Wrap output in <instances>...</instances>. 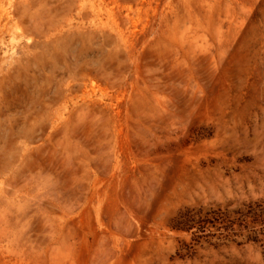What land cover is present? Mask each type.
Returning a JSON list of instances; mask_svg holds the SVG:
<instances>
[{
  "label": "rangeland",
  "instance_id": "1",
  "mask_svg": "<svg viewBox=\"0 0 264 264\" xmlns=\"http://www.w3.org/2000/svg\"><path fill=\"white\" fill-rule=\"evenodd\" d=\"M0 264H264V0H0Z\"/></svg>",
  "mask_w": 264,
  "mask_h": 264
}]
</instances>
